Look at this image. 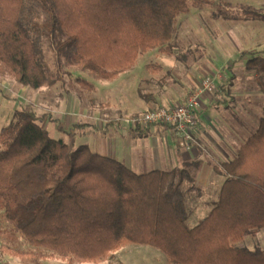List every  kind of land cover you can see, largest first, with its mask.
I'll use <instances>...</instances> for the list:
<instances>
[{
    "label": "trees",
    "instance_id": "trees-1",
    "mask_svg": "<svg viewBox=\"0 0 264 264\" xmlns=\"http://www.w3.org/2000/svg\"><path fill=\"white\" fill-rule=\"evenodd\" d=\"M25 1L46 16L41 32L25 21ZM210 5V0H0V73L23 88L55 86L60 78L44 61L42 35L58 53L69 50L74 64L115 81L143 54L172 55L178 17ZM245 14L264 22V13L254 8ZM60 35L67 37L62 43ZM259 59L247 66L264 62ZM139 97L156 102L152 94L139 91ZM44 118L16 111L0 132L6 143L0 153V210L33 247L80 262L144 245L175 264H264V251L243 245L246 236L264 228V121L236 160L216 167L228 177L221 199L189 228L183 187L194 182L191 170L198 162L137 174L86 145L71 149L52 138L39 124ZM147 129L139 131L141 137H148Z\"/></svg>",
    "mask_w": 264,
    "mask_h": 264
},
{
    "label": "rangeland",
    "instance_id": "rangeland-1",
    "mask_svg": "<svg viewBox=\"0 0 264 264\" xmlns=\"http://www.w3.org/2000/svg\"><path fill=\"white\" fill-rule=\"evenodd\" d=\"M210 1L212 5L193 8L189 14L178 17L171 42L172 55L154 50L138 58L134 65L140 81L139 85H135L137 94L131 84L123 83L121 86V74L115 81L101 80L74 64L69 58V50L55 51L50 41L39 33L44 61L49 71L60 80L52 87L24 90L13 76L0 73V132L11 123L16 111H33L40 118L45 116L39 124L52 138L66 141L71 149L86 145L97 152L92 144L80 143L79 140L83 139L77 136L93 130L90 125L83 124L89 119L100 116L109 123L107 128H111L115 135L121 134V119L142 116L158 107L183 105L207 78L215 79L217 89L220 84L229 85L234 77L232 85L235 83L238 95L249 90L261 91L264 68L262 72L249 71L251 69L245 64L253 57L264 59V22L247 17L245 9L251 7L264 13V0ZM24 18L31 28H37L39 32L44 29L46 16L31 2L25 1ZM66 39L60 35L57 42L62 43ZM198 83L197 88L190 90ZM139 91L156 96L157 102L148 110L125 115L128 110H138ZM255 99L261 101L260 97ZM124 105L127 108H123ZM65 112L76 118L80 125L74 129L76 136L60 135L58 131L61 128L58 118ZM98 134L107 145L114 143L107 131L101 130ZM5 146L0 138V153ZM139 159L145 164L143 170L151 172L149 155H141ZM188 186L185 183L183 191ZM184 203L189 211L196 210L198 202L191 200L184 191ZM113 254L97 262H80L71 256L33 247L13 229L0 210V264H175L158 249L144 245H126Z\"/></svg>",
    "mask_w": 264,
    "mask_h": 264
},
{
    "label": "crops",
    "instance_id": "crops-1",
    "mask_svg": "<svg viewBox=\"0 0 264 264\" xmlns=\"http://www.w3.org/2000/svg\"><path fill=\"white\" fill-rule=\"evenodd\" d=\"M247 63L248 61L245 65L249 69ZM258 65L264 66V62L253 65L249 71L262 72L264 67L258 68ZM229 70L231 71L232 68L230 67ZM233 79L234 77L229 85L228 83L220 84L213 94L202 97L194 130L197 142L190 150L182 146L180 138L167 126H152L147 129L148 137H141L139 131L143 132V129L132 130L127 125L126 119H121V134L115 135L111 128H107L109 123L104 122L100 116L83 123L90 125L93 130H87L80 135L77 132V136L83 139L79 142L92 144L97 150L95 153L116 159L137 174L147 173L143 170L144 162L139 159L141 155H149L148 167L152 168V171L170 172L180 168L184 163L198 162L197 168L191 170L194 182L188 183V188L184 190L191 200L198 202L196 210L188 211L187 225L189 228H194L207 218L221 199L222 188L228 177L218 172L216 167L236 160L240 148L257 132L261 122L264 121V86L260 87L261 91L249 90L238 95L235 83L232 85ZM123 83L134 86L137 94L138 89L135 85H139L140 81L136 77L135 66L121 73V86ZM198 85L199 83L195 87L191 86L190 90L197 88ZM251 88L254 87L249 89ZM255 97H260L261 101ZM152 104L140 98L138 110L135 109L132 112L128 110L125 115L148 110ZM125 107L124 105L123 108ZM58 119L63 128L58 130L60 135H75L73 126L78 125L76 118H72L65 112ZM101 130L107 131L114 143L107 145V142L103 141L98 134ZM243 245L251 251H264V228L255 235L246 236Z\"/></svg>",
    "mask_w": 264,
    "mask_h": 264
},
{
    "label": "built area",
    "instance_id": "built-area-1",
    "mask_svg": "<svg viewBox=\"0 0 264 264\" xmlns=\"http://www.w3.org/2000/svg\"><path fill=\"white\" fill-rule=\"evenodd\" d=\"M214 81L213 78L204 79L200 87L187 98L183 105L148 110L142 116L126 119V123L132 130L147 129L157 125L167 126L180 138L182 146L190 150L197 142L194 130L201 99L204 95L215 92Z\"/></svg>",
    "mask_w": 264,
    "mask_h": 264
}]
</instances>
